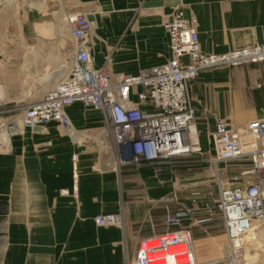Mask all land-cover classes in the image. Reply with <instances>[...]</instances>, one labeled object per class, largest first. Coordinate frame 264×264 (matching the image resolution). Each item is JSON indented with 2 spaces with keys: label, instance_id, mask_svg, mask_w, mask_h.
Here are the masks:
<instances>
[{
  "label": "crops",
  "instance_id": "crops-1",
  "mask_svg": "<svg viewBox=\"0 0 264 264\" xmlns=\"http://www.w3.org/2000/svg\"><path fill=\"white\" fill-rule=\"evenodd\" d=\"M35 9L26 14L28 36L14 19L13 39L0 12L7 104L39 101L58 84L74 46L69 13L88 16L95 67L109 60L114 82L171 59L165 24L180 10L195 19L205 54L264 45V0H42ZM189 97L203 143H213L220 119L247 137V125L264 120V62L204 70ZM132 100L139 103L136 93ZM67 114L72 133L50 122L6 139L9 124L1 126L0 264H134L141 239L161 234L159 211L180 204L166 199L193 203L197 187H212L206 165L198 174L196 156L126 162L100 111L74 105ZM104 214L122 215L124 225L98 227Z\"/></svg>",
  "mask_w": 264,
  "mask_h": 264
},
{
  "label": "built area",
  "instance_id": "built-area-1",
  "mask_svg": "<svg viewBox=\"0 0 264 264\" xmlns=\"http://www.w3.org/2000/svg\"><path fill=\"white\" fill-rule=\"evenodd\" d=\"M66 20L74 42L70 68L51 91L30 103L8 126L21 131L59 122L67 133H72L67 109L90 106L104 115L126 162L134 164L201 153L189 88L204 70L264 62V45L259 44L225 55L203 53L195 19L180 10L165 24L171 59L114 82L106 66L95 67L91 56L93 27L88 16L74 12L67 14ZM139 87L142 90L135 92ZM134 93L139 103L133 102ZM141 105H148L151 110L144 111ZM247 131L251 140L242 138L226 119L218 120L215 126L213 164L248 160L249 165L236 177L243 181L242 186L222 187L219 192L217 208L227 236L228 255L204 264H264V120L248 124ZM1 139L0 136V143ZM95 223L98 227H112L121 226L123 220L107 214L96 217ZM134 264L202 263L198 261L191 231L181 230L141 239Z\"/></svg>",
  "mask_w": 264,
  "mask_h": 264
},
{
  "label": "rangeland",
  "instance_id": "rangeland-1",
  "mask_svg": "<svg viewBox=\"0 0 264 264\" xmlns=\"http://www.w3.org/2000/svg\"><path fill=\"white\" fill-rule=\"evenodd\" d=\"M0 2L3 3V5L0 6V12L4 11L7 13L5 22L10 24L9 31L6 33L10 35V37L7 38L13 39L12 24L14 23V19L16 20V25H18V27L20 26V29L23 30L24 28L25 30L24 34L21 33V35H25L26 33L28 36V19L26 14L30 10H36V6H38L42 0H0ZM66 66H71V58L68 64L64 63V68L60 72V76L63 75L65 68H67ZM105 66L111 71L112 64L109 60L106 62ZM225 67L233 66L226 65ZM122 76H119V78ZM0 87L3 91V100L7 101L8 99H12L8 97V90L1 80ZM4 101H0V128L3 124H8L12 120L17 119L21 112L30 104H7ZM199 134L202 151L192 156H196L198 174L204 173L203 168L204 165H206L207 171L211 173L209 179L212 181V187H197V191L191 196L193 197V203H188V201H184L183 198L180 200L175 197L166 199L165 202H167L168 205L176 203L177 201H179L180 204L169 206L162 214L159 211V218L156 220V223L160 227L161 234L181 230L191 231L198 261L204 264L219 261L228 255L227 236L223 220L217 208L219 192L222 187L238 188L243 185V181L236 180V177L239 176V172L242 168L249 165V161L221 162L218 163V165H214V136L213 143L210 144L207 142L203 143L200 131ZM246 135L247 137H244V139L251 140L250 135L248 133ZM207 178L208 177H206V180H208ZM63 194L68 195L69 191H63ZM118 216L123 220L122 215L119 214ZM176 220L179 221L175 223ZM123 225L124 223L121 226L112 227H122Z\"/></svg>",
  "mask_w": 264,
  "mask_h": 264
},
{
  "label": "bare ground",
  "instance_id": "bare-ground-1",
  "mask_svg": "<svg viewBox=\"0 0 264 264\" xmlns=\"http://www.w3.org/2000/svg\"><path fill=\"white\" fill-rule=\"evenodd\" d=\"M7 2H8V1H7ZM7 2H6V3H7ZM6 3H5V4H6ZM5 4H4V5H5ZM1 5H3V3L0 2V6H1ZM66 69H68V68H65V70H66ZM64 72H65V71H64ZM63 74H64V73H63ZM0 101H3V91L1 90V87H0ZM14 130H15V129H14L13 127H9L8 130H6V131H7V133L5 134L6 139H7L12 133H14ZM246 132L249 134V132L247 131V127H246ZM1 135H2V134H1ZM249 135H250V134H249ZM259 234H260V236H263V235H262L263 233L259 232ZM252 236H253V234H252L250 237H246V240H249ZM262 240L264 241V237H263Z\"/></svg>",
  "mask_w": 264,
  "mask_h": 264
}]
</instances>
